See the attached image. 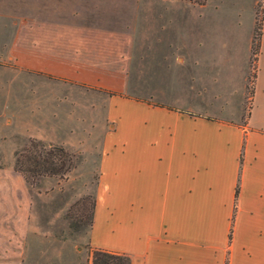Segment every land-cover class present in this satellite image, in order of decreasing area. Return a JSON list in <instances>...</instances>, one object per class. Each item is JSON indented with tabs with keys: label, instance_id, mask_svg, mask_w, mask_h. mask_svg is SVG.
I'll return each mask as SVG.
<instances>
[{
	"label": "rangeland",
	"instance_id": "rangeland-1",
	"mask_svg": "<svg viewBox=\"0 0 264 264\" xmlns=\"http://www.w3.org/2000/svg\"><path fill=\"white\" fill-rule=\"evenodd\" d=\"M0 14L26 18L25 39H0V166L31 139L71 154L61 176L26 182L20 264L87 263L110 97L264 118V0H38Z\"/></svg>",
	"mask_w": 264,
	"mask_h": 264
},
{
	"label": "crops",
	"instance_id": "crops-1",
	"mask_svg": "<svg viewBox=\"0 0 264 264\" xmlns=\"http://www.w3.org/2000/svg\"><path fill=\"white\" fill-rule=\"evenodd\" d=\"M27 11H38V0H0V13ZM0 19L12 29L0 39L26 38L25 17ZM250 113L228 120L110 97L88 245L125 253L131 264H264V118ZM4 170L0 264H20L30 231L27 184Z\"/></svg>",
	"mask_w": 264,
	"mask_h": 264
},
{
	"label": "trees",
	"instance_id": "trees-1",
	"mask_svg": "<svg viewBox=\"0 0 264 264\" xmlns=\"http://www.w3.org/2000/svg\"><path fill=\"white\" fill-rule=\"evenodd\" d=\"M71 167V154L59 145L31 139L28 145L16 153L13 168L29 184L40 176H61ZM236 193V192H235ZM93 200L90 206L88 226L91 222ZM73 226V225H72ZM86 264H131L129 255L88 246Z\"/></svg>",
	"mask_w": 264,
	"mask_h": 264
}]
</instances>
